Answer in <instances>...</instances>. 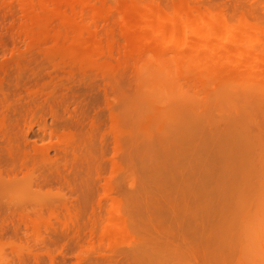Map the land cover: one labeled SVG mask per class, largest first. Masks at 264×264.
<instances>
[{
	"label": "rangeland",
	"instance_id": "obj_1",
	"mask_svg": "<svg viewBox=\"0 0 264 264\" xmlns=\"http://www.w3.org/2000/svg\"><path fill=\"white\" fill-rule=\"evenodd\" d=\"M0 233V264H264V0H0Z\"/></svg>",
	"mask_w": 264,
	"mask_h": 264
},
{
	"label": "bare ground",
	"instance_id": "obj_2",
	"mask_svg": "<svg viewBox=\"0 0 264 264\" xmlns=\"http://www.w3.org/2000/svg\"><path fill=\"white\" fill-rule=\"evenodd\" d=\"M155 11V7L153 6V5H149V7H148V12L150 13V12H154ZM209 28L211 27V24H210V22H209ZM32 180V179H31ZM39 182V181H38ZM32 184H34V182L32 181L31 182V187L33 186ZM30 184H28V186H29ZM27 187V186H26ZM39 187V186H38ZM29 189H31V188H29ZM34 188H32L31 190H33ZM39 189V188H38ZM37 189V190H38ZM37 192V191H36ZM39 192V193H38ZM37 192V195H41L40 194V191H38ZM42 192V191H41ZM3 231H4V229H2ZM2 232V231H1ZM5 233V232H4ZM1 234V233H0ZM2 236L4 235V234H1ZM1 237V236H0Z\"/></svg>",
	"mask_w": 264,
	"mask_h": 264
}]
</instances>
